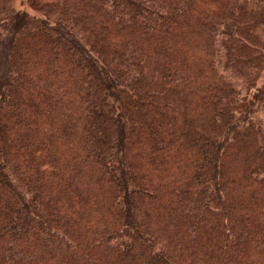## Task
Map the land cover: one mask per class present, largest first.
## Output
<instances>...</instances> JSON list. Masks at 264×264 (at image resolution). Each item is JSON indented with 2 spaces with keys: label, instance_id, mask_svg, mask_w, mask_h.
<instances>
[{
  "label": "trees",
  "instance_id": "16d2710c",
  "mask_svg": "<svg viewBox=\"0 0 264 264\" xmlns=\"http://www.w3.org/2000/svg\"><path fill=\"white\" fill-rule=\"evenodd\" d=\"M0 0V264H264V0Z\"/></svg>",
  "mask_w": 264,
  "mask_h": 264
},
{
  "label": "rangeland",
  "instance_id": "374dc122",
  "mask_svg": "<svg viewBox=\"0 0 264 264\" xmlns=\"http://www.w3.org/2000/svg\"><path fill=\"white\" fill-rule=\"evenodd\" d=\"M21 2L22 0H10V5L15 10L25 8V6L21 4Z\"/></svg>",
  "mask_w": 264,
  "mask_h": 264
}]
</instances>
